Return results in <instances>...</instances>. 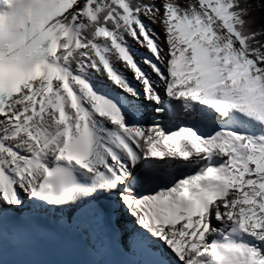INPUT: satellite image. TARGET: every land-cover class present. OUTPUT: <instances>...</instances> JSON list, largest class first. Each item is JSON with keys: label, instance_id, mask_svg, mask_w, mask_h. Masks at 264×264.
<instances>
[{"label": "snow or ice", "instance_id": "6c2138e0", "mask_svg": "<svg viewBox=\"0 0 264 264\" xmlns=\"http://www.w3.org/2000/svg\"><path fill=\"white\" fill-rule=\"evenodd\" d=\"M14 3L0 0V264H264L252 4L26 0L17 18Z\"/></svg>", "mask_w": 264, "mask_h": 264}, {"label": "trees", "instance_id": "16d2710c", "mask_svg": "<svg viewBox=\"0 0 264 264\" xmlns=\"http://www.w3.org/2000/svg\"><path fill=\"white\" fill-rule=\"evenodd\" d=\"M248 3L253 6V12L251 13L254 19L253 27L264 29V0H248ZM257 4L261 6L256 8Z\"/></svg>", "mask_w": 264, "mask_h": 264}, {"label": "clouds", "instance_id": "9594fccd", "mask_svg": "<svg viewBox=\"0 0 264 264\" xmlns=\"http://www.w3.org/2000/svg\"><path fill=\"white\" fill-rule=\"evenodd\" d=\"M26 7V0H15L11 12L17 17L20 18L23 15L24 9Z\"/></svg>", "mask_w": 264, "mask_h": 264}, {"label": "bare ground", "instance_id": "6f19581e", "mask_svg": "<svg viewBox=\"0 0 264 264\" xmlns=\"http://www.w3.org/2000/svg\"><path fill=\"white\" fill-rule=\"evenodd\" d=\"M154 28H156L157 26L156 25H153ZM158 30V29H157Z\"/></svg>", "mask_w": 264, "mask_h": 264}]
</instances>
